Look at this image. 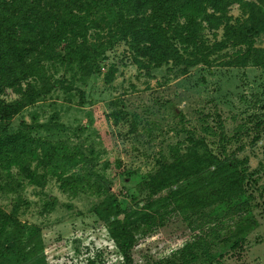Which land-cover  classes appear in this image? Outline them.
<instances>
[{"label": "rangeland", "instance_id": "obj_1", "mask_svg": "<svg viewBox=\"0 0 264 264\" xmlns=\"http://www.w3.org/2000/svg\"><path fill=\"white\" fill-rule=\"evenodd\" d=\"M228 14L243 16L238 4H232ZM203 33L211 42L220 39L222 31L216 36ZM263 40L256 38L255 45ZM220 55L212 56L209 65L187 67L185 73L171 63L144 69L137 67L122 41L106 52L100 72L76 83L84 94L82 104L77 97L65 101L54 87L10 120L12 132L21 123L46 124L32 134L80 151L85 160L65 174L87 175L93 184L89 191L71 193L48 174L42 187L20 178V187L0 190L4 211L17 204L19 220L39 228L46 264H124L94 208L113 194L122 207L142 209L146 195L139 181L160 162H170L174 148L184 152L193 140H203L216 153L223 145L227 154L242 161L249 174L244 183L249 209L232 213L209 206L184 215L169 210L138 232L132 250L135 264H264V69L224 67L218 65L225 57ZM110 65L116 71L106 82ZM1 97L13 101L18 94L5 88ZM220 126L226 136L222 142ZM10 172L18 178L16 168ZM244 218L251 228L241 246L232 250L231 235Z\"/></svg>", "mask_w": 264, "mask_h": 264}, {"label": "trees", "instance_id": "obj_2", "mask_svg": "<svg viewBox=\"0 0 264 264\" xmlns=\"http://www.w3.org/2000/svg\"><path fill=\"white\" fill-rule=\"evenodd\" d=\"M232 4L239 5L242 17L228 14ZM218 29L220 39L209 42L204 30L216 36ZM261 36L264 0H0V177L4 176L0 190L20 187V178L42 187L48 174L67 192L93 188L87 175L65 174L85 160L80 151L71 152L64 142L32 134L46 124L21 123L13 132L9 124L54 87L62 91L65 101L77 97L82 104L84 94L76 83L100 72L106 52L117 43L127 45L138 68L171 63L182 66L185 73L187 67L209 65L211 57L221 52L225 57L218 65L264 69V40L255 45ZM59 70L63 72L55 78ZM115 71L110 65L106 82L112 81ZM5 88L18 97L4 100ZM220 128L222 142L226 136ZM12 168L18 178L11 174ZM248 178L242 161L227 154L223 145L216 153L203 140H193L184 152L174 148L170 162H160L156 171L139 181L146 195L142 209L122 207L110 194L94 213L107 227L123 263L135 264L132 250L138 232L155 225L169 210L184 215L211 206L247 212L244 183ZM17 213V204L10 212L0 207V264H46L39 228L22 223ZM250 228L249 218L236 224L230 249L241 246Z\"/></svg>", "mask_w": 264, "mask_h": 264}]
</instances>
